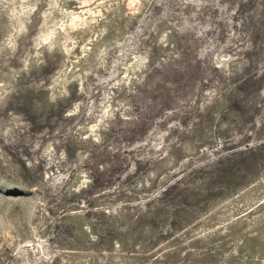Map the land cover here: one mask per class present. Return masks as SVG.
I'll use <instances>...</instances> for the list:
<instances>
[{
    "label": "rangeland",
    "instance_id": "obj_1",
    "mask_svg": "<svg viewBox=\"0 0 264 264\" xmlns=\"http://www.w3.org/2000/svg\"><path fill=\"white\" fill-rule=\"evenodd\" d=\"M0 264H264V0H0Z\"/></svg>",
    "mask_w": 264,
    "mask_h": 264
}]
</instances>
